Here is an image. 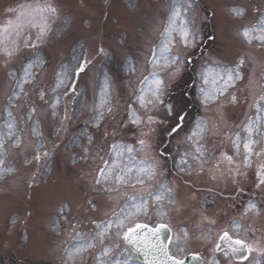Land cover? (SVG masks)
Masks as SVG:
<instances>
[{
  "label": "rangeland",
  "instance_id": "obj_1",
  "mask_svg": "<svg viewBox=\"0 0 264 264\" xmlns=\"http://www.w3.org/2000/svg\"><path fill=\"white\" fill-rule=\"evenodd\" d=\"M9 1L15 0H0V5ZM18 1L7 8H17L16 5L23 1L40 3L44 0ZM188 2L191 8L184 11L183 16L188 26L198 33V43H202L196 50L194 63L185 66L179 80L171 84L164 100L168 104L182 106L178 100L182 94L183 101L191 106L190 116L183 131L175 137L167 135L168 126L173 122L170 118L164 121L163 127L153 126L157 135L153 136L151 143L155 145L158 139H163L160 150L166 145L168 151L166 159L160 161L163 175L156 177L151 190L154 191L164 181L171 188L175 203L167 204L165 201V204L174 232L183 228L199 237L203 229L206 235L209 227L203 218L207 217L215 221L210 229L215 237L220 231L221 214L225 216L230 210L233 215L232 205L227 208L231 198L225 194H233V172L229 174L228 169L234 165L220 163V154H234L229 137L234 139V133L245 135L242 128L248 117L255 115L254 107L250 105H254L264 92V80L260 76L264 71V47L255 41L248 44L238 35L243 28L258 25L264 14V0H58L60 6L53 3L58 9V18L53 21V32L43 44L37 49L23 50L7 65L4 56H0V135L7 132L5 122L12 120L21 141L17 147L12 139H6L0 147V153H3L0 156L3 161L0 164V254L12 249L9 255L0 257V264H113V258L126 260L127 264H139L122 237L116 235L115 225L106 234L103 244L97 240L93 248L79 254L70 252L96 235L99 231L96 223L115 221L117 214L122 215L129 196L139 198L144 194L139 186L136 189L121 187L119 194L108 192L109 185L104 182L97 185L96 180L100 178V169L116 165L119 170L129 163L128 153L125 151L123 156L118 157L111 145L134 144L140 130L129 125L126 130L113 134V128L125 117L128 105L135 104L134 91L147 87L140 83L147 75L145 69L149 67L145 60L151 58L153 48L162 44L171 10ZM230 6L243 8V17L237 19ZM4 7L0 6V10ZM9 13L6 9L0 14V24L4 23ZM28 31L35 36V29ZM174 35L177 42L173 51L183 52L178 34ZM209 36L214 39L209 40ZM36 54L46 64L32 70L34 82L30 80L23 84L24 92L19 93L17 98L14 90L19 91L18 81L23 76V69ZM74 56L91 61L86 73L81 74L78 91L82 94L73 99L61 95L57 115L53 116L49 104L39 99L38 92L44 90L48 93L46 100L53 101L56 97L51 89L56 74L61 65L74 68ZM240 57L246 58L243 68L245 79L231 90L238 96L239 103L231 104L225 99L223 109L217 108L215 103L208 108L203 107L199 102V89L211 91L214 85L211 76L207 84L203 83L201 70L205 67L213 70L221 66L232 67ZM126 60L135 64V74L127 71ZM105 75L111 81L109 98L116 114L114 119L107 117L103 127L96 129L92 123L86 124L85 121L95 115L93 106L100 102ZM193 83L195 87H191ZM29 108H35L31 119ZM65 110L71 121H65L66 130L56 134L54 128ZM164 115L165 110L161 106L158 119H163ZM200 117L208 121L206 140L203 141L207 149L203 172L191 155L184 156L185 152H195L196 145L186 137L194 127L195 119ZM34 127H38L42 135L33 134ZM105 130L109 133L107 137L104 136ZM89 136L94 137L91 144L88 143ZM41 143L43 146L39 147ZM135 146L139 149L138 144ZM37 152L41 154L39 161L34 159ZM45 152L47 156L43 155ZM133 155L139 162L145 157H153L155 152L145 149ZM182 157L188 160L183 167L187 169L190 166L191 172L180 171ZM236 162L241 165L239 157ZM217 164L223 175L214 167ZM241 170L244 171L243 168ZM251 173L253 175V171ZM189 182H193V186ZM240 182L246 191L254 195L253 200L264 199V188L250 187L242 179ZM150 217L142 216L141 222L153 224L154 207ZM241 218L246 223L253 222L250 224L256 232L261 231L256 219L251 220L248 215L242 214ZM53 221L60 223V230L55 229ZM69 222L76 226L75 230L69 227ZM77 233L83 239L78 238ZM105 247L112 250L109 256L102 255ZM186 248L188 252H199L205 256L206 264L212 259L208 245L201 239L190 240ZM172 250L175 252V248Z\"/></svg>",
  "mask_w": 264,
  "mask_h": 264
},
{
  "label": "snow or ice",
  "instance_id": "obj_2",
  "mask_svg": "<svg viewBox=\"0 0 264 264\" xmlns=\"http://www.w3.org/2000/svg\"><path fill=\"white\" fill-rule=\"evenodd\" d=\"M190 8L191 3L188 2L187 5L179 4L171 10L168 24L164 29L162 44L153 48L151 50V58H146L145 60L146 65L149 67L145 69L147 75L143 76L140 83L146 84L147 87H141L134 91L135 104L128 105L125 117L117 122V127L113 128V134H118V130H126L129 125L140 130L134 144L117 145L114 143L111 145L112 149L116 150L118 157L123 156L126 151L129 163L119 168V170H117L116 165L111 168L100 169V178L96 180L97 185L102 182L107 183L109 185L107 188L108 192L114 191L119 194L121 187L136 189L139 186L144 191V194L139 196V198L136 195L129 196L125 201L127 207L122 209V215L117 214L115 221L109 220L96 223L95 226L99 229L96 235L87 242L81 243L80 247L71 250L70 254H79L95 247L97 240L103 244L106 234L115 225L116 235L122 237L126 243H138L145 247V256H151L148 264H186L189 259L199 261V264H205L204 257L199 252L190 253L186 248L190 240L195 239H201L203 243L208 245L212 254V259L208 264H232L233 259L247 261L248 264H259V261L252 254L256 252L264 255V248L248 242L250 233L247 228H244L243 235H241L240 231L230 232L229 230L221 229L213 237L210 229L211 225L215 224V221L207 217L203 218L207 221V226L209 227L206 235L203 234V229H201L199 237L183 228L174 232L170 224V217L167 215L168 208L165 204V201H167V204L175 203L171 195V188L164 181L159 183L154 191L151 190L156 177L163 175L160 161L166 159L165 153L168 151L166 146L163 147V150H160L164 144L163 139H158L155 145L151 143L153 136L157 135L156 127L153 126L163 127L164 121L170 118L173 122L168 126L167 135L175 137L183 131L185 123L190 116V113L186 110L188 107L187 103L182 106H176L168 104L164 100V96L167 94L171 84L179 80L185 66L194 63L197 56L196 50L202 43H198V33L188 26V21L183 16V12ZM8 11L16 12L17 15L15 20H8L6 25L0 28V36L3 37V39H0V46H2L0 47V55L4 56L5 65L10 60L21 55L23 50L37 49L39 45L43 44L49 33L53 32L52 22L58 18L57 7L53 3L48 2V0L34 5H21L18 12L16 9L11 8ZM230 11L234 13L237 19L242 18L245 12L240 7L232 8ZM26 28L35 29V36L33 37L30 31H25ZM174 34H178V43L183 48V52L173 51V46L177 42V36ZM238 35L242 36L248 44H252L255 41L259 42L261 47H264V14H262L258 25L243 28ZM13 36L15 37L14 39L11 38ZM208 39L212 40L214 37L209 36ZM100 52L103 53L104 49L101 48ZM73 61L74 68H70L68 65H61L59 72H57L56 80L51 89L56 97L53 101L49 102L46 100L48 93L44 90L41 89L38 92L39 99L49 104L53 116L57 115V107L61 103V95L64 98L73 99L82 94V91H78L81 74L86 73L91 61L86 57L81 59L79 56H74ZM126 63L128 65L127 71L130 74H135L137 71L135 64L131 60H126ZM245 63L246 58L240 57L234 61V66L232 67L221 66L216 70L207 67L202 69L200 75L203 83L207 84L209 82L208 78L211 76L214 88L211 91L204 88L199 89L200 104L208 108L215 103L217 108L223 109L225 99L231 104L239 103L238 96L231 90L236 88L238 82L245 79L243 74ZM44 64H46V61L36 54L28 65L24 67L23 76L18 81L19 91L14 90V95L17 98H19V93L24 92L23 84L28 83L30 80L34 82L32 70L37 66L43 67ZM9 75H12V73H9ZM260 76L261 80H264V71L260 73ZM248 82L251 84V79ZM191 87H195V83ZM110 88V78L105 75V87L101 92L100 102L93 106L95 115L89 121H85L86 124L92 123L96 129L103 127L107 117L115 118L114 106L109 98ZM262 88H264V85H262ZM61 90H63L62 93ZM137 105L138 108L136 107ZM161 106L165 110V115L163 119H158ZM250 107H254L255 115L248 117L247 122L244 124L242 131L245 135L241 136L239 133H234V139L229 137L233 144L234 154L221 153L220 162L235 165L234 169L232 167L228 169L229 174L235 171V177L245 175L246 173L241 169L251 168L255 164V175L257 177L255 187L264 188V92L255 101L254 105H250ZM33 113H35V108H29V119H31V114ZM8 115L11 116V112ZM65 121H71L67 110L64 111L58 126L54 128L56 134L66 130L64 127ZM207 125L208 121L203 117L195 119L194 127L189 130L186 137L188 141L196 145V148L194 154L185 152L184 156L188 157L191 155V158L200 164L201 172H203V166L206 162L205 157L207 156V149L203 146V141L206 140L208 131ZM5 126L7 132L5 135H0V147H3L6 139H12L15 146L18 147L21 141L19 133L15 130V123L12 120H8L5 122ZM32 131L37 136L42 135L38 127H34ZM108 134L107 130H105L104 136L107 137ZM93 140L94 137H88L89 144L93 143ZM136 144L139 145V149L136 148ZM42 146L41 143L39 147ZM241 147L243 153H241ZM145 149L155 152V155L153 157H145L136 162V157L133 153L144 152ZM87 151L88 149L85 148L84 152L87 153ZM2 155L3 153H0V156ZM43 155L47 156L48 153L45 152ZM237 157L240 158L241 165L236 164ZM34 159L39 161L41 154L37 152ZM2 163L3 161L0 160V164ZM187 164L188 160L182 157L180 160L181 172L186 170L191 172L190 166L187 169L183 167V165ZM214 167L217 171H221L219 164ZM221 175H223L222 171ZM212 178L216 179L215 176ZM232 182L237 183V180L233 178ZM92 207L95 208V205H92ZM153 207L155 208L153 224L141 222L142 216L151 218L150 213ZM258 212L259 208L257 205L249 201L243 208L242 215ZM53 224L56 230H60L61 225L59 222L53 221ZM231 226L237 229L243 227L235 220L232 221ZM69 227L75 230L76 226L69 222ZM141 233L144 234L143 237ZM164 233H168V235L162 238ZM77 237L83 239L80 233H77ZM146 237H154L155 240H146ZM173 248H175V252L172 250ZM111 251V248L105 247L102 250V255L109 256ZM217 253L223 254V262L217 257ZM113 264H127V261L113 258Z\"/></svg>",
  "mask_w": 264,
  "mask_h": 264
},
{
  "label": "water",
  "instance_id": "obj_3",
  "mask_svg": "<svg viewBox=\"0 0 264 264\" xmlns=\"http://www.w3.org/2000/svg\"><path fill=\"white\" fill-rule=\"evenodd\" d=\"M141 236L143 237L144 234L141 233ZM162 238H165V234H162ZM145 239L146 240L150 239L152 241L155 240L154 237H146ZM128 244L132 249H134L138 253L140 259H142L145 262V264H148V261L151 259V256H147V257L145 256V251H146L145 247H143L142 244H138V243H128ZM195 263L196 261H192L191 259L187 260L186 262V264H195Z\"/></svg>",
  "mask_w": 264,
  "mask_h": 264
},
{
  "label": "flooded vegetation",
  "instance_id": "obj_4",
  "mask_svg": "<svg viewBox=\"0 0 264 264\" xmlns=\"http://www.w3.org/2000/svg\"><path fill=\"white\" fill-rule=\"evenodd\" d=\"M248 242L250 244H254L260 248H264V234H259L255 238L248 240ZM252 255L256 257V259L259 261V264H264V255H260L259 253H256V252H254ZM250 259H251V257H250ZM233 262H235L233 264H248L247 261H238L237 262L234 259H233Z\"/></svg>",
  "mask_w": 264,
  "mask_h": 264
}]
</instances>
